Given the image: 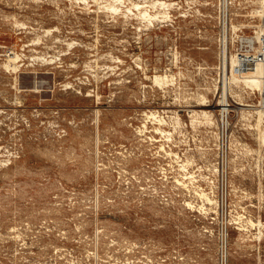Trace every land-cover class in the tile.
<instances>
[{"label":"rangeland","instance_id":"1","mask_svg":"<svg viewBox=\"0 0 264 264\" xmlns=\"http://www.w3.org/2000/svg\"><path fill=\"white\" fill-rule=\"evenodd\" d=\"M116 1L0 0V264H264L260 0Z\"/></svg>","mask_w":264,"mask_h":264},{"label":"bare ground","instance_id":"2","mask_svg":"<svg viewBox=\"0 0 264 264\" xmlns=\"http://www.w3.org/2000/svg\"><path fill=\"white\" fill-rule=\"evenodd\" d=\"M113 1V0H112ZM118 1V0H117ZM116 1V2H117ZM118 3V2H117ZM120 3V2H119ZM159 3V2H158ZM114 4V3H113ZM110 5V4H109ZM154 6V5H153ZM110 7V6H109ZM113 8L115 7V5L114 6H112ZM115 10H116V8H115ZM256 13L258 14V16H259V18H260V20H261V25H264V0H260L259 1V7H258V9H256ZM143 17H149V15L147 14V11H142L141 13H140ZM139 14V15H140ZM151 17V16H150ZM141 18V17H140ZM260 23V22H259ZM233 26V25H232ZM237 27V26H236ZM233 28H235V27H233ZM260 27H258V29H259ZM255 29H256V27H255ZM257 39H258V31L256 32L255 31V36H253V37H249L248 39H245V44H247L251 49H253V50H256L257 49V47H255V45H256V42H257ZM257 46V45H256ZM249 48V49H250ZM250 51V50H249ZM254 52V51H253ZM16 57V56H15ZM17 58V57H16ZM252 58V56L251 55H248V54H239V55H233V54H231L230 55V57H229V62H228V66L230 67V75H229V77L228 76H226L225 78H224V86H225V88H224V92H225V96H226V94H227V92H228V86H230V85H232V84H230L229 85V83H233V84H236V85H239L240 87L242 86V88L244 87V88H248V89H250L251 91H256V92H258L259 94H262V93H264V62H263V60L262 59H259L257 62H256V64L254 65V67L250 70V71H248V72H245V73H243V74H237V73H235V71H234V68L237 66V65H239L240 63H244V62H246V61H249L250 59ZM13 59V58H12ZM12 61V60H11ZM16 62V61H15ZM11 63V62H10ZM14 65V64H13ZM16 66V65H15ZM13 67V66H12ZM163 79V78H162ZM154 80L156 81V82H159V81H161V79H160V77L159 76H155L154 77ZM235 85V86H236ZM239 86H237V88L239 87ZM238 88V89H242V88ZM243 91H244V89H242ZM241 91V90H240ZM250 91V92H251ZM237 95H238V93H237ZM225 96H223V97H225ZM239 97V96H238ZM226 98V97H225ZM204 99V98H203ZM226 100L224 99V98H222V101H221V105L220 106H222L221 108H225V106H227L226 105ZM264 102V101H263ZM261 104V103H260ZM219 112H220V110H219ZM154 113V112H153ZM208 120V125L209 124H211L213 121H212V118H210V114L206 111H202L201 112ZM254 113L257 115V118L258 119H256L257 120V124H256V128L258 129L260 126V122L262 121V119L264 118V108L263 109H259V110H257V111H254ZM157 114V113H156ZM155 115V114H154ZM193 115V114H192ZM195 115H197V114H195ZM203 115H201V116H203ZM157 116V115H156ZM151 117V116H150ZM204 118V117H203ZM214 118V117H213ZM157 119V118H156ZM176 120V119H175ZM214 120V119H213ZM161 120H159V122H160ZM205 121V120H204ZM177 122V121H176ZM179 122V121H178ZM177 122V123H178ZM158 123V122H157ZM163 123V122H162ZM162 123H160V124H162ZM215 123V122H214ZM159 125V124H158ZM212 125V124H211ZM210 125V126H211ZM259 126V127H258ZM160 128V127H159ZM158 130V129H157ZM140 132V131H139ZM259 132H260V130H259ZM263 133H264V131H263ZM263 133H259V135H258V141L260 142V144H263L264 145V134ZM185 167H183V169H184ZM192 176V175H191ZM186 177V176H185ZM182 178H184V176L182 177ZM181 178V179H182ZM193 178V177H192ZM189 179V178H188ZM180 180V179H179ZM194 180V179H193ZM190 182H192L191 181V179H190ZM184 183V182H183ZM191 184V183H190ZM181 185V184H180ZM193 185V184H192ZM201 189V188H200ZM193 190H194V188H193ZM196 190H194V192H195ZM196 192H198V191H196ZM199 194V193H198ZM199 196H200V198H202L203 200L204 199H206L205 201H207V203L208 204H214L213 203V201L209 198V197H207L206 196V193H203V194H199ZM202 200V201H203ZM204 202V201H203ZM187 205H189L190 206V204L188 203ZM203 206V205H202ZM200 207H201V205H200ZM206 209V208H205ZM199 210H204V207H201ZM209 210V209H208ZM207 210V211H208ZM206 213V212H205ZM240 216V215H239ZM243 217H239V218H237V220L236 221H238V227L236 228V230H238V231H242L243 229L245 230V229H247L248 227H262V223L263 222H261L260 221V219H259V221L257 222V223H255L254 221H252L251 219H248L247 221H245V222H243V219H242ZM233 219V218H232ZM235 219V218H234ZM249 229V228H248ZM257 232V231H256ZM244 233H247V232H244ZM242 235V234H241ZM240 236V235H239ZM255 236H257L256 234H255ZM261 238H262V232H261V230H259V232H258V236H257V239H258V241L259 240H261ZM264 238V237H263ZM255 239H256V237H255Z\"/></svg>","mask_w":264,"mask_h":264},{"label":"built area","instance_id":"3","mask_svg":"<svg viewBox=\"0 0 264 264\" xmlns=\"http://www.w3.org/2000/svg\"><path fill=\"white\" fill-rule=\"evenodd\" d=\"M256 45H257L256 50L251 49L247 45L250 48V50H253L255 52L253 54H249L248 52H246V54L251 55L252 58L249 61H246L244 63H240L239 65H237L234 68L235 73L243 74L245 72L250 71L259 59H262L264 62V25H262L258 29V39H257ZM241 54H245V53H241ZM237 55H239V54H237ZM225 111H226V106H225V108H220V122H221V124H223L224 120L226 119L224 117ZM219 242H220V257H219V263L218 264H227L226 237H225V235H222Z\"/></svg>","mask_w":264,"mask_h":264}]
</instances>
